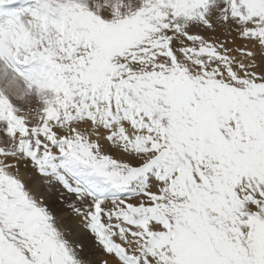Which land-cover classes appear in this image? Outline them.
I'll return each instance as SVG.
<instances>
[{
  "label": "snow or ice",
  "instance_id": "6c2138e0",
  "mask_svg": "<svg viewBox=\"0 0 264 264\" xmlns=\"http://www.w3.org/2000/svg\"><path fill=\"white\" fill-rule=\"evenodd\" d=\"M0 264H264V0H0Z\"/></svg>",
  "mask_w": 264,
  "mask_h": 264
},
{
  "label": "rangeland",
  "instance_id": "374dc122",
  "mask_svg": "<svg viewBox=\"0 0 264 264\" xmlns=\"http://www.w3.org/2000/svg\"><path fill=\"white\" fill-rule=\"evenodd\" d=\"M36 179H37V181H38V182H41V181H43V180H44V178H43V177H37Z\"/></svg>",
  "mask_w": 264,
  "mask_h": 264
}]
</instances>
